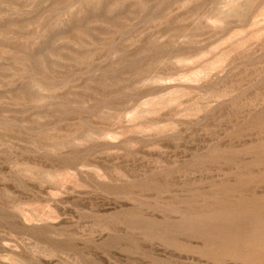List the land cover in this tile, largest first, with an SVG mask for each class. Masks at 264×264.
Masks as SVG:
<instances>
[{"label":"rangeland","instance_id":"374dc122","mask_svg":"<svg viewBox=\"0 0 264 264\" xmlns=\"http://www.w3.org/2000/svg\"><path fill=\"white\" fill-rule=\"evenodd\" d=\"M263 231L264 0H0V264H264Z\"/></svg>","mask_w":264,"mask_h":264},{"label":"bare ground","instance_id":"6f19581e","mask_svg":"<svg viewBox=\"0 0 264 264\" xmlns=\"http://www.w3.org/2000/svg\"><path fill=\"white\" fill-rule=\"evenodd\" d=\"M237 158H238V157H237ZM221 167H222V166H221ZM207 168H208V167H207ZM255 169H256V168H255ZM255 169H254V170H255ZM244 172H245V171H244ZM188 173H189V172H188ZM193 176H194V175H193ZM206 176H207V175H206ZM210 176H211V175H210ZM195 177H196V176H195ZM186 178H187V177H186ZM186 180H187V179H186ZM195 180H196V179H195ZM216 180H217V179H216ZM244 181H245V180H244ZM246 181H247V180H246ZM194 182H195V181H194ZM261 183H262V182H261ZM241 184H243V183H241ZM239 185H240V184H239ZM260 185H261V184H260ZM252 186H253V185H252ZM262 186H263V185H262ZM262 186H261V187H262ZM253 187H254V186H253ZM257 187H258V185H257ZM259 187H260V186H259ZM246 188H247V187H246ZM174 189H175V188H174ZM212 190H213V189H212ZM242 190H244V189H242ZM220 191H221V190H220ZM245 191H246V190H245ZM251 191H252V190H251ZM256 191H257V190H256ZM259 191H260V190H259ZM259 191H257V193H258ZM216 192H217V191H216ZM248 192H249V191H248ZM255 193H256V192H255ZM244 194H245V193H244ZM247 194H248V193H247ZM250 194H251V192H250ZM236 195H237V194H236ZM212 202H213V201H212ZM193 206H194V205H193ZM207 207H208V206H207ZM209 207H210V206H209ZM253 207H254V206H253ZM211 208H212V207H211ZM213 208H214V207H213ZM249 208H250V207H249ZM251 208H252V207H251ZM214 210H215V209H214ZM189 211H190V210H189ZM192 211H193V210H192ZM260 211H261V210H260ZM195 212H196V211H195ZM200 212H201V211H200ZM204 213H205V212H204ZM208 213H209V212H208ZM211 213H212V212H211ZM222 213H223V212H222ZM239 213H240V212H239ZM217 214H218V213H217ZM251 214H252V213H251ZM168 215H169V214H168ZM182 215H183V214H182ZM201 215H202V214H201ZM201 215H200V216H201ZM220 215H222V214H220ZM220 215H219V216H220ZM226 215H227V214H226ZM169 216H171V215H169ZM213 216H214V215H213ZM219 216H218V217H219ZM223 216H225V215H223ZM238 216H239V215H238ZM218 217H217V218H218ZM234 217H235V216H234ZM236 217H237V216H236ZM188 218H189V217H188ZM230 218H231V217H230ZM175 219H176V218H175ZM240 220H241V219H240ZM195 221H196V220H195ZM230 221H231V220H230ZM148 222H149V220H148ZM160 222H161V221H160ZM164 222H165V221H164ZM220 222H221V221H220ZM142 223H143V222H142ZM170 223H171V222H170ZM174 223H175V222H174ZM208 223H209V222H208ZM166 224H167V223H166ZM210 224H211V223H210ZM188 225H189V224H188ZM146 226H147V225H146ZM228 226H229V225H228ZM231 227H232V226H231ZM261 227H262V226H261ZM157 228H158V227H157ZM169 228H170V227H169ZM175 228H176V227H175ZM179 228H180V227H179ZM195 228H196V227H195ZM227 228H228V227H227ZM159 229H162V228H159ZM172 229H173V228H172ZM162 231H164V230H162ZM228 231H229V230H228ZM259 231H260V230H259ZM192 232H193V231H192ZM196 232H197V231H196ZM197 233H198V232H197ZM259 233H260V232H259ZM263 233H264V231H263ZM163 234H164V233H163ZM171 234H172V233H171ZM171 234H170V235H171ZM180 234H181V233H180ZM183 234H184V233H183ZM189 234H190V233H189ZM189 234H187V235H189ZM254 234H255V232H252L251 236L253 237ZM261 234H262V233H261ZM257 235H258V234H257ZM167 236H168V235H167ZM193 236H194V235H193ZM158 237H159V236H158ZM172 237H173V236H172ZM177 237H178V236H177ZM258 237H259V236H258ZM183 238L185 239V237H183ZM224 238H225V237H224ZM226 238H227V237H226ZM186 240H187V239H186ZM190 240H191V239H190ZM193 240H194V239H193ZM213 240H215V239H213ZM187 241H188V240H187ZM192 242H193V241H192ZM199 243H200V241H199ZM169 244H170V242H169ZM189 244H190V243H189ZM176 245H178V244H176ZM192 245H193V244H192ZM142 246H143V245H142ZM183 249H184V248H183ZM217 249H218V248H217ZM189 250H190V249H189ZM195 251H196V250H195ZM219 251H220V250H219ZM219 251H218V252H219ZM184 252H185V251H184ZM184 252H183V253H184ZM170 253H171V252H170ZM225 253H226V252H225ZM177 254H178V253H177ZM181 254H182V253H181ZM181 254H180V255H181ZM177 256H179V255H177ZM187 256H188V254H187ZM195 256H196V255H195ZM180 257H181V256H180ZM203 257H204V256H203ZM207 257H208V256H207ZM181 258H182V257H181ZM198 258H199V257H198ZM169 260H170V259H169ZM198 260H199V259H198ZM224 260H225V259H224ZM173 261H174V259H173ZM176 261H178V260H176ZM176 261H174V262H176ZM200 261H201V260H200ZM220 261H221V260H220ZM162 262H163V261H162ZM167 262H168V261H167ZM174 262H173V263H174ZM183 262H184V261H183ZM231 262H233V261H231ZM231 262H230V263H231ZM178 263H179V262H178ZM186 263H187V262H186ZM189 263H190V262H189ZM208 263H209V262H208ZM210 263H211V262H210ZM174 264H175V263H174ZM193 264H195V263H193ZM220 264H221V263H220ZM227 264H228V261H227ZM237 264H238V263H237Z\"/></svg>","mask_w":264,"mask_h":264}]
</instances>
